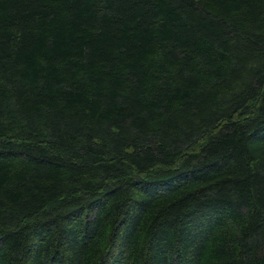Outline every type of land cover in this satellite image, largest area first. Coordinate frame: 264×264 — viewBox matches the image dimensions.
I'll list each match as a JSON object with an SVG mask.
<instances>
[{"label": "trees", "instance_id": "trees-1", "mask_svg": "<svg viewBox=\"0 0 264 264\" xmlns=\"http://www.w3.org/2000/svg\"><path fill=\"white\" fill-rule=\"evenodd\" d=\"M0 264H264V0H0Z\"/></svg>", "mask_w": 264, "mask_h": 264}]
</instances>
